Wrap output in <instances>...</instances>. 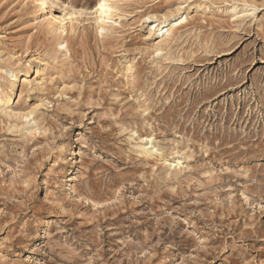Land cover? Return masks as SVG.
Here are the masks:
<instances>
[{
	"label": "rangeland",
	"instance_id": "374dc122",
	"mask_svg": "<svg viewBox=\"0 0 264 264\" xmlns=\"http://www.w3.org/2000/svg\"><path fill=\"white\" fill-rule=\"evenodd\" d=\"M47 2L0 0V264H264V0Z\"/></svg>",
	"mask_w": 264,
	"mask_h": 264
},
{
	"label": "bare ground",
	"instance_id": "6f19581e",
	"mask_svg": "<svg viewBox=\"0 0 264 264\" xmlns=\"http://www.w3.org/2000/svg\"><path fill=\"white\" fill-rule=\"evenodd\" d=\"M42 2L45 6L49 7L47 0H42ZM95 13H97L98 20L100 21V23H102V25L106 24L107 20L113 18L112 17L113 16L112 15V8L109 6L108 0H100L99 4L97 5V7L95 9ZM63 18L60 17V24H61L60 27L61 28H64V20L65 19H63ZM183 20L184 19L179 16V17L171 19V20L165 19L164 21L161 22V25H156V22L158 21L157 19H154L151 16L147 17V21H150L152 23L151 30L155 29V30L160 31V32L166 31L167 33H168L169 29H172V30L177 29L183 23ZM16 85L17 84H13L12 87L16 88L15 87Z\"/></svg>",
	"mask_w": 264,
	"mask_h": 264
}]
</instances>
